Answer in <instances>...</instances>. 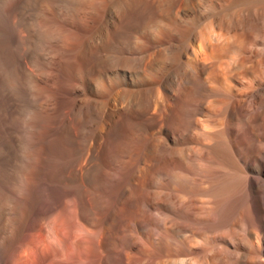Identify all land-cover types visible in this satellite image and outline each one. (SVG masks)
<instances>
[{"label": "bare ground", "instance_id": "1", "mask_svg": "<svg viewBox=\"0 0 264 264\" xmlns=\"http://www.w3.org/2000/svg\"><path fill=\"white\" fill-rule=\"evenodd\" d=\"M66 1L103 10L67 61L93 71L30 140L28 59L54 33L29 25L40 0L0 24V264H264V0H151L181 40L129 48L131 1Z\"/></svg>", "mask_w": 264, "mask_h": 264}, {"label": "rangeland", "instance_id": "2", "mask_svg": "<svg viewBox=\"0 0 264 264\" xmlns=\"http://www.w3.org/2000/svg\"><path fill=\"white\" fill-rule=\"evenodd\" d=\"M24 1L25 0H8L5 3L4 7L0 8V24H2V26L5 28V33L6 35L8 34L7 36H9V34L13 35L11 20L13 19L15 10L20 7ZM37 1L39 2V0ZM42 1L40 0L41 6L36 12V16L34 17V19H32L33 22L32 20L29 21V25L34 33H37L38 30L40 31V27H42V29L46 28L47 30H49V32L51 29V33H54L52 34L54 38H50L51 41H49L50 39L46 41H40L36 37L33 45L34 50L32 49V51H30V56L28 59V65H30V67L33 69L32 72L34 73L31 72L32 74L30 73L28 75L26 79L27 82L25 84L29 82L28 85H26V88H28L27 95H29V100H31L30 102L35 103V101L37 100L36 102L38 103L39 101V106L31 108L29 111L31 113L33 112L32 114L36 116L35 117L33 115V119H37V117L39 119H48L50 117V120H53V118L55 120V117L59 118V116H61L64 109L68 108V110H71L70 108L75 105L73 102L75 99V89L79 85V83L80 87H82L81 89L83 94L86 95V92H84L86 91L84 84H87V80L89 79V76H91V72L93 70H89V68L86 69L87 67L84 66L82 67L83 69L81 68L82 72L80 70L78 74L71 73L67 66V61L68 59L70 60V58L72 59L74 55H79V53L81 52L80 44L82 42H86V39L94 31V28H96L102 21L104 14L102 12L103 10L101 9V7H97L96 9L90 8V6L87 5L90 4L89 1L88 3L85 1V3L83 2L80 5L76 4L77 6H72L71 2L68 3L66 0ZM129 1H131V11L128 20L132 31L135 32V38L133 39V44L127 43L124 44V46H127V48L131 47V45H139V47L144 46V43L149 42L150 36L152 35V33L158 30V28L160 29V31L162 30L161 32H159L160 35L163 32V37L161 36L163 40L168 41L169 39H173L174 42H179L181 40V36H177L175 32L182 30L186 26V24L180 23L179 25L167 19L165 21L166 25L163 26L164 22L161 23V18L158 15L157 8L151 0ZM30 2L32 3L33 0H30ZM147 2L148 4H146ZM134 5L138 7H135ZM5 15L7 18L5 17ZM192 19L195 18L192 17ZM158 23H161V27L158 25ZM182 25L183 28L181 27ZM167 26L170 28H168ZM172 26H174L175 28ZM177 27L179 30L176 29ZM172 28H174L175 32ZM171 31L173 32L172 35H170ZM51 33L48 36L52 37ZM69 34L74 36L76 39L78 38L80 43H78V40H71L69 42H65L61 35L66 36ZM141 40L144 42H142ZM3 70L5 71L0 72L2 75H5V72L9 70V66H5ZM75 77L77 78V80ZM1 79L3 80V77H1ZM2 80L0 82V85L2 83ZM29 92L30 94H28ZM30 95H33V97L35 96L34 102L33 97H30ZM36 96L39 99H37ZM41 97L42 99H47V101L42 100ZM40 101L42 102V104ZM209 118L212 120V123L214 125L216 122H213L215 121L214 119H212L213 117ZM209 118L201 117V120H203L204 124L206 125V123H211V120H209ZM124 123L125 124H123L120 129V131H123L124 134L129 133L130 130L132 131L135 128V122L133 119L124 121ZM212 123L211 126L210 124L207 125L210 126V129L216 128V126H213ZM203 128L204 130H208V127L207 129L206 127ZM103 210L104 208H101V211Z\"/></svg>", "mask_w": 264, "mask_h": 264}, {"label": "clouds", "instance_id": "3", "mask_svg": "<svg viewBox=\"0 0 264 264\" xmlns=\"http://www.w3.org/2000/svg\"><path fill=\"white\" fill-rule=\"evenodd\" d=\"M43 31H47V29H42ZM21 115V124H22V130L24 132V137L25 139H29L30 140V133L32 131V128L30 126V122L33 119V114L29 111H22L20 113ZM27 149L26 147L24 148L23 152L21 153L22 158L26 159V156L24 155V153H26ZM13 164H15V161H13ZM13 165L10 164L8 165L7 168H3L2 170H0V172H2L3 174H6L9 169L12 167ZM4 178H6V175L4 176ZM18 183L16 184L15 188L13 189V191L15 192V194L19 197H24L28 188V185L30 183L29 177L28 175H19L18 176ZM0 182H2V180H0ZM10 206V205H9Z\"/></svg>", "mask_w": 264, "mask_h": 264}]
</instances>
